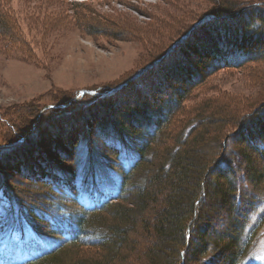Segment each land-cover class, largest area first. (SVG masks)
<instances>
[{
	"label": "trees",
	"instance_id": "trees-1",
	"mask_svg": "<svg viewBox=\"0 0 264 264\" xmlns=\"http://www.w3.org/2000/svg\"><path fill=\"white\" fill-rule=\"evenodd\" d=\"M257 8L259 13L254 17L252 13L256 8L251 7L238 11L234 17L223 16L227 13L222 12L221 18H207L160 63L123 89L94 97L95 101L90 105L74 109L76 115L72 114L73 110L66 109L68 116L76 119L83 107H89L88 119L86 115L81 116L83 118L79 117L75 125L67 124L66 129L59 123V127L51 132L48 145L55 143L53 147L63 153L62 149L66 150V147L62 142L71 137L72 132L68 131L72 127L77 126V131L82 127L80 124L87 126V130L93 128L92 133H77V137L69 142L68 155L63 156L67 165L55 163L53 159L59 161V157L50 154L49 147L39 151L27 143L41 134L39 128L25 140L18 141L31 129L35 119L23 131L11 122L7 125L12 127L15 136L11 140H0V199L18 215L8 227L0 221V234L5 235L16 225H27L36 235L56 242L40 256L16 264H128L129 253L135 250L138 238L143 235L151 242L143 250L147 263L142 264H180L181 260L183 264H217L220 260L222 264H239L250 247V239L246 237L250 216L264 199V106L255 113L252 111L257 105L243 113L237 119L235 131L227 132L220 125L212 124L216 134L210 137L211 144H217L220 135L221 146L230 134L238 140L241 150L236 151L237 157L240 156V162L236 164L231 158L235 152L229 159L223 158L225 154L222 156L221 151L213 154L212 150L205 157L199 153L206 135L204 130L196 133L202 127L201 119L204 117V122L209 123L218 115L229 116L228 111L222 112L220 108L204 110L198 118L190 119L192 122L184 126L179 135H170V126L191 91L205 78L219 69L235 70L245 64L264 62V7ZM208 14L215 15L209 11L193 21ZM235 20L241 22L237 30L229 27ZM191 26L168 41L160 56ZM217 27L219 33L215 32ZM198 35L208 39V43H205L206 39L201 40L199 54L195 49L197 44L193 47L189 43L190 38H198ZM185 47L189 48L188 54L183 50ZM258 48L260 55L256 51ZM177 50L186 59V64L170 65L169 73L166 71L169 76L158 71ZM191 53L196 54L194 61L188 60ZM157 72L160 73L156 77ZM153 74L155 84L151 82L153 79H145ZM142 80L146 82L141 89L151 92L153 104L144 108L146 101L142 100L141 103L145 102L143 108L134 106L128 121L114 116L115 113L110 115L109 121L102 117L98 121L100 114L109 115L105 109L108 102L110 104L113 98ZM129 102H133L131 97L123 101L124 106ZM112 107L109 110L112 111ZM54 109L65 112V108ZM81 119L84 120L82 123L79 122ZM66 131L65 137L60 136ZM98 139L102 141H98L100 149L94 144ZM108 139H114L124 147L109 144ZM15 151L19 155L10 162L7 156L9 153L16 155ZM78 153L83 156L82 175L79 176L77 171L81 161ZM197 161L199 165L194 164ZM217 162H220L219 166ZM4 167L10 169L4 170ZM215 167L219 170L209 176ZM11 176L16 178L11 180ZM22 177L47 188V193L41 197L22 190L26 184ZM207 177L209 181H206ZM241 178L243 181L238 182ZM217 218L226 221L225 230L213 229ZM81 246H93L96 252L88 255ZM186 246L188 253L183 251Z\"/></svg>",
	"mask_w": 264,
	"mask_h": 264
},
{
	"label": "rangeland",
	"instance_id": "rangeland-1",
	"mask_svg": "<svg viewBox=\"0 0 264 264\" xmlns=\"http://www.w3.org/2000/svg\"><path fill=\"white\" fill-rule=\"evenodd\" d=\"M258 6L264 7V0H78L75 2L71 0H0V140L14 138L15 133L12 127L7 126L10 125V122L23 131L28 123L35 119L33 125L40 129L41 134L27 143H30L34 150L39 151L49 147L50 154H56L59 157V161L55 159L53 161L64 164L66 160L63 156L70 150L69 142L77 137V133L87 131L89 134L93 132V128L87 130V126L83 127V124L79 125L82 126L79 131L76 129L77 126L72 127L68 131L72 132L71 137L66 138L64 143L62 142L66 147V150L62 149L65 151H62L63 153L53 147L56 145L55 143L48 145L52 138L51 132L53 133L56 126L59 127V123L63 129H66L67 124L75 125L81 116L86 115L88 119L89 107H83L76 119L73 116H68L67 113V111L73 110L72 114L76 115L77 111L74 109L81 105H90L95 101L94 97L96 96L93 95L84 94L76 97V93L80 89L104 92L119 86L152 59L159 58V53L166 43L190 24L195 23L193 20L203 13L212 11L215 14H211L212 18H221L222 12H225L227 14L223 16L230 17L242 9L252 7V9L256 8L252 13L254 17L259 13ZM239 24L241 22L235 20L229 27L237 30ZM217 30L215 32L219 33L218 27ZM189 40L193 47L194 44H197L199 49L196 46L195 49L198 54L202 51L201 40L208 43V39L203 36ZM206 45L203 46L204 49ZM187 49L189 50L188 47H185L183 50L188 54ZM256 51L260 55L261 49L258 48ZM194 55L196 56L195 53L193 55L191 53V56L188 55V60L194 61L196 58ZM167 59L169 60L165 61L158 71L162 73L168 71L169 73L170 68H167L170 65L171 67L175 64L184 65L187 62L178 50ZM160 72L156 73V77ZM168 73L166 76H169ZM154 74L146 76V81L153 79ZM146 81L137 82L130 90L113 98L110 104L108 102L105 109L108 110L107 114L109 115L100 114L97 117L98 121H101L100 117L104 121H109L110 115L113 113H115L114 116L128 121L129 113L133 107L140 108L142 103H145H141L142 100L146 101L144 108L153 104L151 95L149 96L151 92L141 89L145 87L144 82ZM151 82L154 83L155 79ZM130 97L133 102L124 106L123 101ZM67 102L69 104L64 107V111L66 109L67 111L54 109ZM50 105H56V107H48ZM256 105L257 107H255ZM263 106L264 62L245 64L235 70L231 68L219 69L191 91L189 98L183 102L181 109L173 117L170 135L171 133L179 135L181 129L192 122L189 120L198 118L204 110L220 108V111H228L229 116L218 115L216 119L211 118L209 123L204 122V117L201 119L202 127L196 133L204 130L206 135L202 140L204 146L201 147L199 153L205 157L204 155L212 150L213 154L215 152L219 154L221 151L222 156L225 154L223 158L229 159L231 153L235 152L231 158L236 164L237 161L240 162V156L236 155V151L240 149L238 140L235 137L231 138L230 134L224 139L221 146L219 142L222 136L220 135L218 143L211 144L210 137H214L216 134L212 130L214 127L212 124L220 125L221 129L227 132L235 131L238 129L235 125L237 119L243 116V113L250 112L249 108L254 107L252 112L255 113ZM110 107H112V111L109 110ZM94 111L91 112L94 113ZM56 114L60 115L54 117ZM247 115L249 114L247 113ZM83 121L81 119L79 122ZM26 134L19 141L29 137ZM67 134L66 131L60 136L65 137ZM168 135L169 132H167ZM193 138L192 136L191 139ZM228 139L229 143H227ZM98 141L101 140H95L94 144L100 149ZM107 141L109 144H116L119 148L124 147L114 139ZM249 142L247 141L248 144ZM17 155L19 152L16 155L9 153L7 157L12 162ZM77 157L81 161L77 171L79 176L82 175L83 156L78 153ZM61 158L63 159L61 160ZM217 163L219 166L220 162ZM194 164L199 165L200 163L197 161ZM65 165L67 164L65 163ZM6 169L10 168L4 167V170ZM213 169L215 170L210 171L209 176L215 175L214 172L219 170L216 167ZM7 171L12 172L13 168L12 171ZM14 178L16 177H10L11 180ZM246 178L247 176H245ZM21 179L26 181V184L21 187L22 190H26V192L29 190L41 197L47 193V188H43L42 185L36 186L33 180L23 177ZM208 179L209 177L206 178V181H209ZM241 181H243L242 178L238 180V182ZM205 199L207 200V198ZM146 214L147 211L143 212L144 216ZM17 215L16 212H11L6 201L0 199L1 222L8 226L12 223L11 220L17 219ZM221 217L225 218L224 214ZM222 218L214 220L213 229L225 230L226 221H223ZM213 229H210V232ZM250 229L251 232H249ZM246 237L250 239V247L239 264H264V200L250 218ZM150 242L151 239L145 235L138 238L135 250L129 253L128 264L147 263L143 250ZM36 246L49 247L50 245L39 241L28 227L16 225L0 242V262L23 261L29 258L28 256L35 251ZM80 249L88 255H94L96 252V248L93 246H81ZM188 250L189 248L186 246L183 251L188 253ZM66 255L68 256V254ZM183 257L184 255L181 256V259ZM66 263L69 264V262ZM180 264H183L182 260ZM217 264H222V260L217 261Z\"/></svg>",
	"mask_w": 264,
	"mask_h": 264
},
{
	"label": "water",
	"instance_id": "water-1",
	"mask_svg": "<svg viewBox=\"0 0 264 264\" xmlns=\"http://www.w3.org/2000/svg\"><path fill=\"white\" fill-rule=\"evenodd\" d=\"M207 18H212V16L210 15V14H208V15H205V16H203L202 17V20L203 19H207ZM196 26V23L195 24H193L192 26H191V28H189L187 31H186V33H184L182 36H180L178 39H176L175 41H173L168 47H167V49L165 50V52H164V54L162 55V56H160L159 58H157V59H155L154 60V62H156V63H158V61L160 60V59H162L165 55H167L168 53H170L172 50H173V48L180 42V41H182L184 38H186L188 35H189V33H190V31L194 28ZM152 63H149V64H147V65H145L144 67H142V68H140L138 71H136V73L134 74V75H132L129 79H127L125 82H123L122 84H120L119 86H117V87H115V88H112V89H110V90H108L107 92L108 93H110V92H115V91H117V90H120L121 88H123L124 86H126L128 83H130L131 81H133L134 79H136L146 68H148L150 65H151ZM99 93H102L103 94V92H97V91H95V90H90V89H80L77 93H76V97L77 96H82V95H84V94H89V95H97V94H99ZM67 104H69V102H67L66 103V105ZM66 105H59L58 107H60V108H64ZM48 107H56V105L54 106V105H50V106H48ZM34 128H35V125H33L32 127H31V129L27 132V134L29 135V133H31L33 130H34ZM26 134V135H27ZM19 141V140H18Z\"/></svg>",
	"mask_w": 264,
	"mask_h": 264
},
{
	"label": "bare ground",
	"instance_id": "bare-ground-1",
	"mask_svg": "<svg viewBox=\"0 0 264 264\" xmlns=\"http://www.w3.org/2000/svg\"><path fill=\"white\" fill-rule=\"evenodd\" d=\"M239 12H240V11H239ZM239 12H238V13H239ZM238 13L233 14V16H230V17H234V16H236ZM227 17H228V16H227ZM212 19H214V18H212ZM205 20H206V19H203V20H202V18H200L198 21L195 22V23H196V26H195L194 28H196L199 24H201V23H202L203 21H205ZM195 23H193V24H195ZM193 24H192V25H193ZM190 28H191V27H190ZM194 28H193V29H194ZM193 29H192V30H193ZM192 30L190 31V33L192 32ZM190 33H189V35H190ZM189 35H188V36H189ZM188 36H187V37H188ZM187 37H186V38H187ZM186 38H184L183 40H185ZM177 39H178V38H177ZM183 40H182V41H183ZM182 41H180L178 44H180ZM178 44H177V45H178ZM177 45H176V46H177ZM176 46H175V47H176ZM175 47H174V48H175ZM174 48H173V49H174ZM172 51H173V50H172ZM172 51H171V52H172ZM171 52H170V53H171ZM170 53H168V54L165 55L162 59H160V60L158 61V63H160V62H161L166 56H168ZM149 63H152V64H151L148 68H146V69H145V70H144V71H143V72H142V73H141L136 79H138V78H139V77H140V76H141V75H142L147 69H149L150 67H152V66L158 64V63L154 62V60L151 61V62H149ZM149 63H148V64H149ZM134 74H135V73H134ZM134 74H133V75H134ZM136 79H134V80H136ZM134 80H133V81H134ZM133 81H131V82H133ZM131 82H130V83H131ZM130 83H128V84H130ZM128 84H127V85H128ZM127 85H126V86H127ZM126 86H124V87H126ZM124 87H123V88H124ZM123 88H121V89H123ZM121 89H120V90H121ZM117 91H119V90H117ZM117 91H115V92H117ZM111 93H114V92H110V93H108L107 91H104L103 94H102V93H99V94H97V95H93V96H104V95H106V94H111ZM59 108H60V107H59Z\"/></svg>",
	"mask_w": 264,
	"mask_h": 264
}]
</instances>
